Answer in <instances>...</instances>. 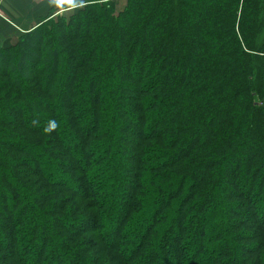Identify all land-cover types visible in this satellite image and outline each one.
Returning a JSON list of instances; mask_svg holds the SVG:
<instances>
[{
	"label": "trees",
	"instance_id": "trees-1",
	"mask_svg": "<svg viewBox=\"0 0 264 264\" xmlns=\"http://www.w3.org/2000/svg\"><path fill=\"white\" fill-rule=\"evenodd\" d=\"M74 11L0 48V264H264V0Z\"/></svg>",
	"mask_w": 264,
	"mask_h": 264
},
{
	"label": "crops",
	"instance_id": "crops-1",
	"mask_svg": "<svg viewBox=\"0 0 264 264\" xmlns=\"http://www.w3.org/2000/svg\"><path fill=\"white\" fill-rule=\"evenodd\" d=\"M87 0H73L57 7L51 0H0V48L16 43L20 34L35 28L40 21L60 13L81 8ZM113 1L122 11L127 0ZM73 4L77 6H73Z\"/></svg>",
	"mask_w": 264,
	"mask_h": 264
},
{
	"label": "rangeland",
	"instance_id": "rangeland-1",
	"mask_svg": "<svg viewBox=\"0 0 264 264\" xmlns=\"http://www.w3.org/2000/svg\"><path fill=\"white\" fill-rule=\"evenodd\" d=\"M84 6V5H83ZM82 7V6H81ZM118 10V9H117ZM73 13H75V11H67V12H63V13H60V14H58L57 16H53V18H58V17H69L70 15H72ZM12 45H14V43H11V44H8L7 46H12ZM129 104V102L126 104V106ZM4 113H7L6 115H9V116H12V114H11V111L9 110V109H6L5 111H4ZM32 126V122L31 121H29V120H27V127H31ZM132 128V127H131ZM131 131V130H130ZM130 131H127V132H124L125 133V135H123V137H127V136H130V138H127V139H129L127 142H125V140L123 141V146H124V149H125V151L124 152H126L127 150L128 151H131L132 150V146L129 144L134 138H133V136L131 135V134H129V132ZM12 151H14L13 149H12ZM98 168V171L99 172H102L103 171V167L102 166H99V167H97ZM96 168V169H97ZM62 173L66 176V174L62 171ZM56 175L57 174H55L54 176V178L55 179H57L58 181H60V180H62L61 178L62 177H58V178H56ZM104 175V174H103ZM243 180V179H242ZM72 189H73V187L72 186H70ZM257 192V190L256 191H254V194ZM259 199H261L263 202H264V193L263 194H261L260 195V197H259ZM241 212V214H240V218H244L245 217V215H246V209H244V208H242V210L240 211ZM4 218V216L3 215H0V221L2 220ZM189 241V236L187 235V237L184 239V244L185 243H187ZM185 246V245H184ZM69 260L71 261V257L69 258ZM69 264H72V263H69Z\"/></svg>",
	"mask_w": 264,
	"mask_h": 264
},
{
	"label": "snow or ice",
	"instance_id": "snow-or-ice-1",
	"mask_svg": "<svg viewBox=\"0 0 264 264\" xmlns=\"http://www.w3.org/2000/svg\"><path fill=\"white\" fill-rule=\"evenodd\" d=\"M51 2L57 7L62 6L64 3H73V0H51ZM73 6H77L73 4Z\"/></svg>",
	"mask_w": 264,
	"mask_h": 264
}]
</instances>
